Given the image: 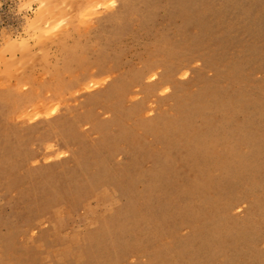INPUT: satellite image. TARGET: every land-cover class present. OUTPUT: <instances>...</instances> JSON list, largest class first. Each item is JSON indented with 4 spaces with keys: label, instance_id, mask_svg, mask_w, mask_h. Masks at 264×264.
Returning a JSON list of instances; mask_svg holds the SVG:
<instances>
[{
    "label": "rangeland",
    "instance_id": "obj_1",
    "mask_svg": "<svg viewBox=\"0 0 264 264\" xmlns=\"http://www.w3.org/2000/svg\"><path fill=\"white\" fill-rule=\"evenodd\" d=\"M0 137V264H264V0H0Z\"/></svg>",
    "mask_w": 264,
    "mask_h": 264
},
{
    "label": "bare ground",
    "instance_id": "obj_2",
    "mask_svg": "<svg viewBox=\"0 0 264 264\" xmlns=\"http://www.w3.org/2000/svg\"><path fill=\"white\" fill-rule=\"evenodd\" d=\"M61 120H62V119H61ZM7 133H9V132H7ZM7 133H5V136H6ZM2 134H3V133H2ZM2 134H1V135H2ZM59 134H60V133H59ZM7 135H9V134H7ZM10 135H11V134H10ZM3 136H4V134H3ZM44 136H45V135H44ZM1 137H2V136H1ZM1 137H0V138H1ZM42 138H43V136L41 137V139H42ZM62 138H63V136H62ZM43 139H45V138H43ZM46 139H47V138H46ZM46 139H45V140H46ZM66 139H67V138H66ZM0 140H1V139H0ZM5 140H6V139H5ZM63 141H64V140H63ZM0 142H1V141H0ZM2 142H3V141H2ZM43 142H44V140H43ZM77 144H78V143H77ZM79 144H80V143H79ZM69 146H70V144H69ZM79 146H80V145H79ZM90 153H91V152H90ZM90 153H88V154H90ZM83 154H84V153H83ZM79 160H80V159H79ZM68 162H69V161H68ZM71 162H72V161H71ZM69 163H70V162H69ZM74 163H76V162H74ZM130 164H131V163H130ZM135 164H136V163H135ZM73 165H75V164H73ZM133 165H134V163H133ZM131 166H132V165H131ZM126 168H128V166H127ZM131 168H132V167H131ZM135 168H136V166H135ZM131 171H132V170H131ZM128 172H130V171H128ZM134 173H136V172H134Z\"/></svg>",
    "mask_w": 264,
    "mask_h": 264
}]
</instances>
